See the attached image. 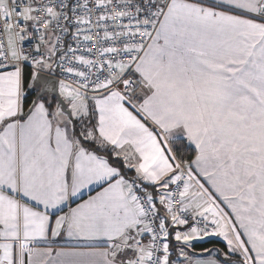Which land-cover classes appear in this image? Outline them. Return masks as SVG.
<instances>
[{
	"label": "snow or ice",
	"instance_id": "obj_1",
	"mask_svg": "<svg viewBox=\"0 0 264 264\" xmlns=\"http://www.w3.org/2000/svg\"><path fill=\"white\" fill-rule=\"evenodd\" d=\"M0 264H264V0H0Z\"/></svg>",
	"mask_w": 264,
	"mask_h": 264
},
{
	"label": "trees",
	"instance_id": "obj_2",
	"mask_svg": "<svg viewBox=\"0 0 264 264\" xmlns=\"http://www.w3.org/2000/svg\"><path fill=\"white\" fill-rule=\"evenodd\" d=\"M213 246L222 247V244L217 242L215 245H213L212 243H205L202 245V247H213Z\"/></svg>",
	"mask_w": 264,
	"mask_h": 264
},
{
	"label": "crops",
	"instance_id": "obj_3",
	"mask_svg": "<svg viewBox=\"0 0 264 264\" xmlns=\"http://www.w3.org/2000/svg\"><path fill=\"white\" fill-rule=\"evenodd\" d=\"M60 243L63 245V244H65L66 242H65V241H63V240H61V241H60Z\"/></svg>",
	"mask_w": 264,
	"mask_h": 264
}]
</instances>
